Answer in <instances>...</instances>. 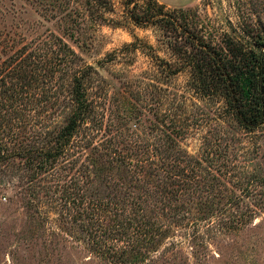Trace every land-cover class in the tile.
<instances>
[{"label":"rangeland","instance_id":"obj_1","mask_svg":"<svg viewBox=\"0 0 264 264\" xmlns=\"http://www.w3.org/2000/svg\"><path fill=\"white\" fill-rule=\"evenodd\" d=\"M175 27L212 45L227 37L243 43L264 28V0L179 8L157 0H0V63L29 58L26 73L34 68L40 78L28 86L30 119L22 128L10 115L0 121V264H264V126L247 134L223 122L220 104L188 91L187 71L172 74ZM66 47L73 55L63 63ZM87 74L101 130L87 122L46 171L8 156L46 143L69 112L63 102L72 78ZM167 134L181 151L174 168L160 156ZM103 140L122 153L145 152L140 176L154 167L161 176L170 171L163 184L148 186L154 199L130 190L155 210L143 227L150 233L122 232L132 200L112 201L96 177L91 157ZM114 225L121 230L104 238L107 245L95 244V233ZM157 233L162 238L149 243Z\"/></svg>","mask_w":264,"mask_h":264},{"label":"trees","instance_id":"obj_2","mask_svg":"<svg viewBox=\"0 0 264 264\" xmlns=\"http://www.w3.org/2000/svg\"><path fill=\"white\" fill-rule=\"evenodd\" d=\"M179 28L172 29L170 48L175 66L172 74L178 75L187 71L189 74L187 84L190 88L188 91L192 92L198 102L212 101L220 104L218 116L223 122L231 121L247 134L262 129L264 126V28H254L251 35L247 34L249 37L243 43L227 37L223 45H212L205 42L193 30ZM69 55H73V52L67 48V55H64L61 61L66 63ZM15 60L7 65L6 61L0 63V121L4 120L6 115H10L12 119L21 122L20 128H22L30 119L31 103L27 96H30L33 89H29L28 86L33 82L37 83L40 78L32 72L35 71L34 68L30 73H26L32 64L29 58L25 60L21 57ZM86 80H91L88 74L72 78L68 97L65 99L67 101L63 102L69 103V112L60 127L45 134L47 140L45 144L27 149L20 148L21 151L9 153L8 156H20L38 172L46 171L53 168L54 164L66 154L70 142L87 122L91 125L88 128H96L100 131L104 125L103 116L96 111L94 101L85 89ZM11 87L13 89H10ZM47 104L48 102L45 101L37 113L45 110ZM54 104L56 102L51 105ZM11 118L8 119L11 121ZM171 126L174 129L176 122L173 121L169 126L167 125V128ZM172 135H166L168 145L160 156L164 158L163 164L168 160L172 161L171 167L174 168V164L176 166L182 158L178 141ZM219 140L209 142V145L213 144L215 147V143ZM110 141L103 140L99 145L100 149H93L91 162L97 169L96 177L106 181L109 188L108 196L113 198L112 201L118 199V195L125 198L124 202L132 200L128 202L129 210L122 222L124 225L122 232L142 228V233H150L143 227L146 222H151L149 221L151 213L155 210H146L144 208L146 198L133 195L130 190H141L143 194L148 195L147 198L151 196L154 199L155 193H151L148 186L163 184L166 179L168 180L170 171L165 170V174L161 176L159 170L162 171V168L154 167L151 172L140 176L139 172L144 169V163L149 162L148 157L144 159L146 153L143 152L144 155H140V152L122 153L111 146L113 142ZM204 142L203 146L207 144L206 141ZM2 157L4 156L0 155V160ZM187 162L189 161H182V163ZM184 171L185 169L180 167V172ZM193 176L197 177L194 173ZM170 177L171 180H175L178 175L174 172ZM137 181L142 185H132ZM66 201L72 202L69 198ZM116 228L117 226L114 225L111 231L99 233L101 235L95 233V244L107 245L104 238L111 234L116 235L121 230ZM162 236L161 233H157L156 237H149L148 242L157 243Z\"/></svg>","mask_w":264,"mask_h":264},{"label":"crops","instance_id":"obj_3","mask_svg":"<svg viewBox=\"0 0 264 264\" xmlns=\"http://www.w3.org/2000/svg\"><path fill=\"white\" fill-rule=\"evenodd\" d=\"M159 3L168 6V7H175V8H179V7H185L187 5H190L191 3H193L195 0H182L181 2H177L174 3L173 0H157ZM175 5V6H174Z\"/></svg>","mask_w":264,"mask_h":264}]
</instances>
